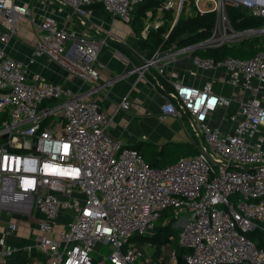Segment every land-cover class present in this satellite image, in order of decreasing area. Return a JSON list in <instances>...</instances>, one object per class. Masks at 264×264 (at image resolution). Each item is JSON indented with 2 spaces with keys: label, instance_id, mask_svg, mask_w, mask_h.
<instances>
[{
  "label": "built area",
  "instance_id": "obj_1",
  "mask_svg": "<svg viewBox=\"0 0 264 264\" xmlns=\"http://www.w3.org/2000/svg\"><path fill=\"white\" fill-rule=\"evenodd\" d=\"M144 1L60 0L86 30L74 33L47 15L39 24L34 57L23 61L10 56L6 45L18 33L19 19L31 10L15 0H0L7 21L0 35V217L5 210L42 212L34 244L48 254V264H98L93 252L99 242L112 244L104 264H144L145 250L132 236L154 234L162 211L173 208L177 217H184L178 243L188 249L185 264H264V247L246 234L264 229V50L250 58L221 60L194 54L264 37V24L237 29L227 11L229 5L242 7L264 21V0H163L146 12L145 36L162 26L167 11L173 12L175 24L182 15L206 12H216V20L202 41L182 47L174 43L166 52L159 47L151 57L143 56L137 67L141 74L153 67L167 76L170 61L184 54L199 70H225L222 80L232 89L220 94L211 79L187 83L170 71L174 89L167 91L161 116L189 119L199 137L198 151L161 166L113 136V114L91 97L100 90L99 52L106 41L89 39L94 28L90 8L100 4L131 23ZM70 38L74 48L67 46ZM41 56L81 76L89 89L74 91L39 72L30 75V65ZM157 84L165 89L160 80ZM46 100L52 104H44ZM234 102L237 110L224 113L233 128L223 130L215 112ZM121 105L128 108L130 100L124 98ZM16 228L10 220L6 232ZM18 249L0 237L2 257ZM180 258L172 247L167 257L149 262L180 264Z\"/></svg>",
  "mask_w": 264,
  "mask_h": 264
},
{
  "label": "crops",
  "instance_id": "obj_2",
  "mask_svg": "<svg viewBox=\"0 0 264 264\" xmlns=\"http://www.w3.org/2000/svg\"><path fill=\"white\" fill-rule=\"evenodd\" d=\"M15 2L20 5H26L31 10L29 16H22L19 19V31L10 38L6 45L8 54L19 60L29 61L34 57L35 46L40 35L39 24L47 15H54L59 25L74 31V33H83L86 30L71 14V10L61 5L60 0H15ZM156 16L157 14L152 19L153 21L157 20ZM182 16L186 17L185 15ZM146 19L144 17L141 35H144ZM88 20L99 31L97 33L94 28H91L89 30V39L98 43L103 40L106 41V45H102L99 52L100 75L98 81L101 84L100 90L99 93L91 95V97L98 98L102 107L113 114L109 126L110 133L122 139L129 146L139 145L138 149L142 151L146 160L154 165L169 164L176 161L181 155L196 153L198 151V142L195 141L193 143L191 139L184 137V134L179 131L177 124L180 118L170 116L167 119H163L161 116V105L166 100L167 91L174 89L172 80L168 78L170 77L169 73L173 70L175 79H180L187 83L202 84L204 81L211 79L214 83V90L217 93L230 94L232 91L231 85L222 80L226 76V71L222 69L199 70L193 65L190 55L180 54L175 60L170 61L167 76L160 75L157 69L153 67L146 73L141 74L137 67L142 62V57H151L159 47L150 49V51L142 48L133 23H125L121 19L114 17L100 4H95L90 8ZM164 24L166 26L170 25L168 30L170 32L175 24L172 11H167L164 15V23L162 25ZM6 29L7 21L0 10V35ZM73 38L68 39L67 46L73 45ZM169 49H163V51L166 52ZM124 57L129 62H126ZM29 69L30 75L39 72L47 80L64 84L74 91H87L90 87L88 81H85L81 76L71 72L68 68L63 67L47 56L35 59ZM157 79L164 84L166 90L157 84ZM124 98L130 100L128 108H124L121 105ZM237 108L238 102H234L228 107H218L215 112L216 124L223 130H231L233 124L228 118L224 117V113L226 111H236ZM175 138H182V142L191 144V151H181V153L170 160L163 161L158 152H163L165 144ZM42 217V212L38 210H34L32 214H21L7 210L2 212L0 217V237L6 236L7 242L17 246L19 249L6 257L0 255V264L49 263L48 254L34 244V236L38 232V221ZM178 219L175 223H179V233L184 217H178ZM10 220L17 223V228L15 231L7 233V223ZM63 220V217L57 219L59 227L63 226ZM168 220L169 218L165 222ZM159 227L160 225H157V230ZM175 240L177 241L178 237ZM102 243L99 242L96 245L94 252L100 249L103 245ZM136 243L143 247V243H140V241L137 240ZM28 246L32 247L29 248ZM150 246L152 249L151 251L147 250V254L143 247L146 254L144 264H150L149 260L154 258L152 256L155 246ZM155 253L157 254L156 251ZM161 255L164 256L161 253L158 254V257ZM105 260H108L107 257L99 256L97 262L98 264H104Z\"/></svg>",
  "mask_w": 264,
  "mask_h": 264
},
{
  "label": "trees",
  "instance_id": "obj_3",
  "mask_svg": "<svg viewBox=\"0 0 264 264\" xmlns=\"http://www.w3.org/2000/svg\"><path fill=\"white\" fill-rule=\"evenodd\" d=\"M162 1L163 0H145L143 3L138 4L133 12L131 23H133V26L138 33L142 48H146L149 51L150 49H157L158 47L169 49L174 43H176L178 47H182L202 41L211 35L216 20V12L196 14L192 17L181 16L170 30L167 38H165V35L170 29V25L166 26V24L158 28L150 29L147 36L141 35L140 33L144 26L143 20L144 17H146V12L149 9L155 11L156 7ZM227 11L233 26L237 29L261 27L264 24L262 18L248 14V12L242 7L229 5ZM255 39L256 40H242L232 45L224 44L213 48L198 49L194 54L214 57L216 60H221L229 56L250 58L261 50H264V38ZM251 40H254L255 42ZM119 48L123 50L121 47ZM134 147L139 148V145H135ZM149 163L154 165L151 162ZM167 218H169V220L165 222ZM159 219L161 220V225L158 230L155 231L154 234L139 235V237H137L138 241L152 243L156 247L157 254L160 253V249L164 244L172 242L173 247L176 248L179 256L182 257L180 264H185L184 254L188 249L181 246L178 243V240H175L178 237V228L173 226V223L177 220L174 209H164ZM246 234L250 236L258 246L264 247V229L256 228L246 231ZM135 236H132V238Z\"/></svg>",
  "mask_w": 264,
  "mask_h": 264
},
{
  "label": "rangeland",
  "instance_id": "obj_4",
  "mask_svg": "<svg viewBox=\"0 0 264 264\" xmlns=\"http://www.w3.org/2000/svg\"><path fill=\"white\" fill-rule=\"evenodd\" d=\"M255 38L256 37H254L252 39L256 40ZM261 38H264V37H260L259 39H261ZM254 40H251V41L255 42ZM236 43H238V42H236ZM52 101L53 100H46L44 102V104H52ZM178 120L179 121H178L177 126L179 128V131L184 134V137H188V139H191L193 143L195 141H198L199 137L195 135L194 130H193L194 128H193L190 120L187 119V118H184L182 120L178 119ZM190 145H189V143L187 144L185 142H182V138H179V139L175 138L173 141H170L167 144H165V148H164L163 152L159 151L158 153L161 155L163 161H168L171 158H173L174 156H177L179 153H181V151L190 152L191 151V146ZM177 219H178V217H177ZM178 220H176V221H178ZM175 222L173 223V226L178 228L179 227V223H175ZM157 225H161V220L160 219L157 220ZM137 237H139V235H136L134 238H131V239L134 240V241H137L138 240ZM140 243H143V247L146 250V254H147V250L151 251L152 247L150 246V244H148L147 241H145V242L140 241ZM102 244L103 245L100 247V249L97 252L96 251L94 252V255H95V257L97 259H98L99 256L100 257L101 256L107 257V255L109 254L110 250L112 249L111 242L110 243H102ZM171 246H173L172 242L164 244L161 247L159 254L163 253L164 254L163 257H167L168 253L171 250ZM155 251H156V247H155ZM155 251H154L153 256H152L154 258H151V260L159 258L158 254H156ZM106 262H108V260Z\"/></svg>",
  "mask_w": 264,
  "mask_h": 264
},
{
  "label": "water",
  "instance_id": "obj_5",
  "mask_svg": "<svg viewBox=\"0 0 264 264\" xmlns=\"http://www.w3.org/2000/svg\"><path fill=\"white\" fill-rule=\"evenodd\" d=\"M140 64H141V63H140ZM140 64H139V65H140ZM180 260H181V258H180Z\"/></svg>",
  "mask_w": 264,
  "mask_h": 264
}]
</instances>
